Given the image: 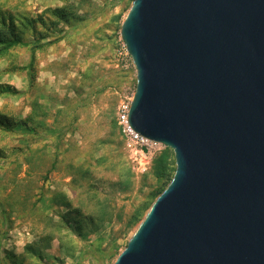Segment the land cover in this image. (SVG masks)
I'll use <instances>...</instances> for the list:
<instances>
[{
	"label": "water",
	"instance_id": "95a60500",
	"mask_svg": "<svg viewBox=\"0 0 264 264\" xmlns=\"http://www.w3.org/2000/svg\"><path fill=\"white\" fill-rule=\"evenodd\" d=\"M120 38L175 170L111 264H264V0H133Z\"/></svg>",
	"mask_w": 264,
	"mask_h": 264
},
{
	"label": "rangeland",
	"instance_id": "374dc122",
	"mask_svg": "<svg viewBox=\"0 0 264 264\" xmlns=\"http://www.w3.org/2000/svg\"><path fill=\"white\" fill-rule=\"evenodd\" d=\"M132 1L0 0V15H12L17 31L35 45L0 56V84L16 91L0 94V113L31 129L0 128V264H43L23 248L48 236L51 264H111L105 253L126 246L170 182L172 176L148 174L167 147L152 143L145 152L125 138L118 121L136 83L120 38ZM57 7L67 9L68 23L50 14ZM26 20H34L33 29ZM84 171L89 178H81ZM126 179L129 189L121 192L115 184ZM61 194L92 220L86 229L99 226L98 233L79 238L63 225L64 209L55 204ZM100 236L102 253L89 247Z\"/></svg>",
	"mask_w": 264,
	"mask_h": 264
},
{
	"label": "trees",
	"instance_id": "16d2710c",
	"mask_svg": "<svg viewBox=\"0 0 264 264\" xmlns=\"http://www.w3.org/2000/svg\"><path fill=\"white\" fill-rule=\"evenodd\" d=\"M50 14L56 19V21H62L64 23L69 22V13L65 7H57L50 10ZM119 21H121V16L118 15L116 17ZM42 25H47L45 19L40 18L38 20ZM34 20H26L24 26H30L33 29L32 23ZM56 23V22H50ZM16 46H35L29 40H25L21 34L17 31V26L14 23V17L12 15L5 16L0 15V56L4 55L8 50L15 48ZM33 62V55L31 57L30 65ZM15 89L8 84H0V94L5 93H15ZM26 120H15L13 118L8 117L5 114L0 113V128L7 131H30L31 129L28 127ZM171 153L169 152V148H165L160 154L155 156L152 159L150 170L148 174L153 175L157 180H168L170 176H172V171L175 168L172 167V160L170 159ZM97 162L101 161V158H96ZM91 175V172L84 171L81 174L82 179H87ZM130 180L126 179L115 184V187L123 192L129 189ZM160 194V192L158 193ZM157 194V196H158ZM61 198L55 204H59L64 209L63 212L60 213V217L63 225L72 229L76 233L79 238H84L92 232L98 233L99 226L90 227L86 229L87 225L92 222V220L85 215H83L79 209L73 208L71 200H69L64 194H61ZM155 196V197H157ZM138 211L136 212V217L138 215ZM86 229V230H85ZM51 237H43L40 240L32 243H27L24 246V252L26 255L30 257L36 258L38 261L43 262V264H51V256L49 253L45 252L44 249L48 248L51 243ZM96 243L90 242L89 247L94 249L98 253L104 252V249L101 248V242L103 241V237L100 236L96 240ZM119 253L118 245H113L112 249L105 253L104 258L109 259L112 263L113 259ZM58 259V258H54ZM14 261V260H13ZM15 264H21V262H14Z\"/></svg>",
	"mask_w": 264,
	"mask_h": 264
},
{
	"label": "built area",
	"instance_id": "2783aa9c",
	"mask_svg": "<svg viewBox=\"0 0 264 264\" xmlns=\"http://www.w3.org/2000/svg\"><path fill=\"white\" fill-rule=\"evenodd\" d=\"M124 50L126 51L125 47H124ZM125 54L129 55L127 51L125 52ZM130 102L127 105L121 106L119 113H118V121H119V124L121 125V131L124 134L125 138L130 143H134L138 145L141 149L144 147L147 148L150 144L155 143V142L149 141L146 138L142 137L141 135L136 133L133 129H131V127L129 126L128 110H129Z\"/></svg>",
	"mask_w": 264,
	"mask_h": 264
}]
</instances>
